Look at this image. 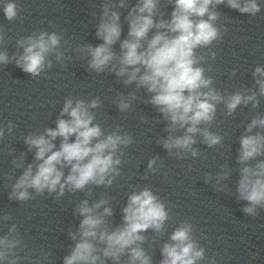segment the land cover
<instances>
[{"label": "clouds", "instance_id": "obj_1", "mask_svg": "<svg viewBox=\"0 0 264 264\" xmlns=\"http://www.w3.org/2000/svg\"><path fill=\"white\" fill-rule=\"evenodd\" d=\"M160 0H138L128 11L125 20L128 23L127 38L120 42V53L113 51V45L120 40L122 25L120 13L114 9L127 7L126 0H104L101 5L99 23L96 25V36L102 41L97 46L84 44L77 48L81 57H90L88 68L97 73L106 69L117 77L124 78L125 85L135 83L137 88H144L151 94L145 101L153 105L167 121L166 131L169 135L159 141L170 155L182 159L185 153L193 157L200 155L193 147L199 134L203 143L214 147L222 143V137L209 130L215 119L216 106L223 102L226 114L231 116L238 106L251 104L259 106V97H264V66H256L252 72L255 88L242 89L227 97L217 91L213 77L205 75L202 63L204 55H197L200 48H207L212 59L216 52L210 46L222 36L216 26L219 13L215 7L227 3L228 7L240 13L256 16L261 11L258 0H168L172 5L169 19L155 17L159 13ZM0 11L8 22L15 21L19 8L15 0H0ZM162 15V14H160ZM155 33L149 38V33ZM61 34L40 31L38 34L20 37L16 40L22 53L9 57L0 51V64L12 61L25 73L39 77L46 68L52 66L47 60L54 54L57 61L64 59L60 50ZM5 28L0 25V44H4ZM233 69L231 75H235ZM133 99L136 94L129 93ZM100 106L99 98L87 103L78 98L65 99L55 128H45L42 134L33 133L24 138L29 150L35 151V161L28 164L22 175L12 185L9 199L26 202L37 194L47 191L55 193L56 199L65 192L83 191L88 185L109 187L120 175V149L133 143L131 135L121 134L118 130L104 135L99 123H93L95 115L89 111ZM120 111L130 108V101L122 94L118 99ZM67 117V118H64ZM15 124L8 122L7 129L11 134ZM254 129H264V115L253 117L240 137L237 163L239 180L237 198L247 202L243 212L255 217L257 209L264 208V133ZM183 130L182 135H176ZM5 130L0 127V140ZM74 137V140L72 139ZM60 138L59 147L54 141ZM255 161V163H250ZM15 168L24 166L23 155L13 160ZM68 174L65 175L64 169ZM148 169L158 171L157 160L148 161ZM228 173L221 174L226 178ZM106 198L90 204L87 199L81 200L75 213L82 217L76 231L69 230L68 237L75 241L70 254L63 258V264H106L111 259L119 264L121 257L127 254L126 264H151L142 242L144 232L152 229L160 233L169 220V211L165 203L151 190L145 187L128 196L127 204L121 211L123 222L110 229L106 217L113 215V210ZM102 209V210H101ZM12 219L10 215L2 218ZM193 225L185 220L170 235V242L161 247L163 259L160 264H196L204 259L205 250L192 238ZM9 235L0 236V264H18L23 260H32L30 255L23 257L17 254L22 241L18 238L17 225L8 229ZM99 245H103L100 247ZM49 254L41 251L32 264H43ZM210 264H215L212 260Z\"/></svg>", "mask_w": 264, "mask_h": 264}]
</instances>
